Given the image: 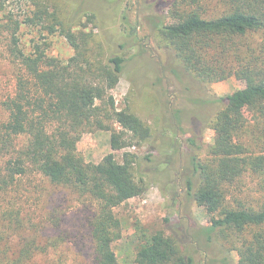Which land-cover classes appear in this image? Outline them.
Segmentation results:
<instances>
[{
  "label": "trees",
  "instance_id": "16d2710c",
  "mask_svg": "<svg viewBox=\"0 0 264 264\" xmlns=\"http://www.w3.org/2000/svg\"><path fill=\"white\" fill-rule=\"evenodd\" d=\"M29 1L24 20L10 15L2 26L10 34L9 51L20 72L13 94L1 102L7 116L0 122V151L10 157L0 171V190L7 192L19 177L30 172L41 175L54 188L67 187L90 197L96 204L88 228L95 263L121 264L112 245L121 230L114 208L140 196L146 182L135 178L136 155L125 152L118 161L115 151L133 141L138 145L147 142L152 132L137 115L117 109L106 90V82L123 73L124 56L112 52L105 60L99 59L91 32L74 30V18L62 20L48 0ZM184 1L190 9L181 21H160L155 27L160 46L178 66L170 71L179 77L180 68L203 84L232 75L239 80H262L226 95L194 99L200 113L185 115L179 105H169L173 123L189 137L186 152L173 146L171 155L178 160L184 155L188 158L189 172L180 179L185 190L182 197L180 181L171 196L175 203L185 200L188 207L182 216H178V209L165 217L163 228L144 239L135 264H195L192 252H199V248L211 253L204 264H264V0H228L227 9L216 16L203 15L202 0ZM86 15L91 21L93 14ZM123 19L129 23L126 15ZM22 24L36 28L45 40L35 42L28 51L21 48L18 31ZM255 34L259 39L249 41ZM56 35L65 38L74 50L67 59L47 52L50 43L46 37ZM124 47V43L118 46ZM247 110L255 112L252 125H248ZM206 127H211L215 136L206 158L201 159ZM92 129L110 131L111 152L88 165L77 150V141ZM245 134L250 144L241 141ZM20 137L24 140L19 144ZM166 158L172 160L171 156ZM166 158L162 171H167L171 162ZM245 174L257 178L263 199L256 205H231L226 200L227 188ZM190 203L205 209L210 216L207 224L197 223ZM31 227L33 230L20 210L2 214L0 264H30L36 255L46 253L48 243ZM44 228L41 231L47 234L48 227ZM17 230L19 238L14 241ZM222 231L237 237L236 261L229 249L221 246L216 251L213 247L215 236Z\"/></svg>",
  "mask_w": 264,
  "mask_h": 264
},
{
  "label": "rangeland",
  "instance_id": "374dc122",
  "mask_svg": "<svg viewBox=\"0 0 264 264\" xmlns=\"http://www.w3.org/2000/svg\"><path fill=\"white\" fill-rule=\"evenodd\" d=\"M50 8H56L62 20L74 18L73 29L91 32L92 47L98 52L99 59L105 60L112 52L124 56L123 73L106 82V90L115 100L117 109H125L137 115L151 132L147 142L129 143L115 151L116 159L121 161L125 152L136 155L133 171L136 180H144V192L114 208L121 221V230L113 241V249L121 264H135L138 249L144 239L163 228L164 219L180 209L178 216L186 211V201L175 203L172 191L180 183L179 196L184 194L181 177L189 172L188 158L178 160L173 153V146L181 152L188 149V134L181 127L175 126L169 112V105L179 108L185 115L200 113L201 108L195 100L213 95H226L235 89L261 82V78L250 77L239 80L232 75L224 80L207 84L192 79L179 68V77L170 69L178 67L169 52L160 46L156 35V24L160 21L173 24L181 21L190 9L184 0H48ZM29 0H0V122L7 114L1 102L11 96L17 74L20 72L17 61L9 51L10 34L2 26L12 15L24 20L29 12ZM228 7V0H202L204 16L219 15ZM93 14L91 21L87 15ZM127 16L129 23L123 19ZM85 24L82 26L81 24ZM38 30L22 24L18 31L20 46L30 50L35 42L42 43ZM259 39L255 34L249 41ZM47 52L62 59L74 54V50L62 36L46 37ZM124 43V49L119 44ZM118 48V49H117ZM195 99V100H194ZM248 125L255 119L253 110L245 111ZM119 129L117 124H113ZM110 131L92 129L82 134L77 141V150L85 163L93 165L104 155L111 152L109 146ZM215 132L206 127L202 134L203 151L201 159L207 156L208 147L213 143ZM173 138L175 145L169 139ZM23 137L17 139L22 143ZM168 142L167 145L161 141ZM170 141V142H169ZM250 144L247 134L241 139ZM151 146V148H149ZM170 154V155H168ZM149 155L150 159H146ZM171 156V159L166 158ZM10 154L0 151V171ZM171 160L164 168V159ZM164 177V178H163ZM164 181H161L162 179ZM178 179V180H177ZM263 199L258 180L250 174L243 175L236 183L227 188V202L231 205H256ZM96 204L85 195H78L66 188H54L47 179L39 174L27 172L11 185L7 192L0 190V218L8 211L20 210V216L39 239L43 236L48 243L46 253L36 255L30 264H96L92 242L88 236L89 220L95 212ZM190 212L199 225L207 224L210 216L203 207L190 203ZM176 221V216L173 222ZM47 228V234L42 228ZM44 228V229H45ZM19 230L13 236L18 240ZM26 231V230H25ZM235 234L222 231L215 236L213 247L221 246L230 250L235 261ZM196 246V245H195ZM199 248V247H198ZM191 251V248L188 247ZM201 250V251H200ZM205 249L193 253L195 264H204L211 253ZM208 250V249H207Z\"/></svg>",
  "mask_w": 264,
  "mask_h": 264
}]
</instances>
